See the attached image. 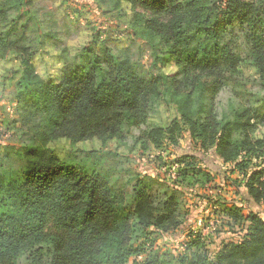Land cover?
I'll return each mask as SVG.
<instances>
[{
	"label": "trees",
	"instance_id": "16d2710c",
	"mask_svg": "<svg viewBox=\"0 0 264 264\" xmlns=\"http://www.w3.org/2000/svg\"><path fill=\"white\" fill-rule=\"evenodd\" d=\"M93 1L104 7L105 15L115 13L132 30L131 38L120 46L129 59L110 63L96 59L93 52L84 79L66 76V96L53 97L41 94L44 85L34 73L37 61L43 64L48 55L45 49L62 48L64 41L54 44L56 34L44 31L38 48L22 47L12 43L6 33L17 21L14 14L38 16L44 11L42 16H52L51 12L38 7V0H0V63L18 64L17 69L1 74L0 88L13 84L16 112L34 116L55 109L57 114L56 121L45 126V142L27 145L36 151L26 178L20 181L7 171L0 172V264H20L22 258L27 264H203L199 253L208 249L199 237L186 243L184 253L172 259L153 253L147 238L134 242L138 232L146 235L152 229L168 234L182 225L176 195L155 205L147 188L137 182L131 207H127L125 194L104 177L100 175L105 193L101 197L95 189L98 174L65 165L51 147L59 141L66 148L97 141L117 158L118 150L144 155L165 144L178 146L187 135L200 155L214 152L230 174L238 176L231 181L238 189L236 194L249 208L256 207L264 198V38L253 31L242 43L236 37L221 42L220 17L227 9L216 12L214 30L209 31L210 17L205 13L218 9L223 0L212 3L211 9L209 0H184L163 15L150 0ZM126 5L153 10V16L126 9ZM54 21L43 19L53 27ZM138 41L148 48L151 68L156 71L148 80L137 76L130 62L136 57L134 49H140ZM96 43L92 38L84 47ZM104 48L105 52L111 50ZM166 67H176V71L167 74ZM233 78L256 80L258 87L241 100L228 84ZM73 79L80 83L79 88L72 84ZM66 101L72 103L65 115L59 109ZM166 111L171 113L167 120L160 117ZM19 122L10 120L11 130ZM198 160L196 155L179 158L177 163L185 166L179 176L201 185L212 182L210 172L195 171ZM219 204L227 221L252 220L256 227L264 228L253 207L243 215V206Z\"/></svg>",
	"mask_w": 264,
	"mask_h": 264
},
{
	"label": "rangeland",
	"instance_id": "374dc122",
	"mask_svg": "<svg viewBox=\"0 0 264 264\" xmlns=\"http://www.w3.org/2000/svg\"><path fill=\"white\" fill-rule=\"evenodd\" d=\"M37 4L43 10L51 12L52 16H42L44 11L38 16L12 15L17 21L14 26L7 28L6 33L16 46L38 48L44 31L54 32L57 37L75 32L81 35L83 41H86L84 45L91 42L92 38L98 43L100 37H106L104 45L110 48L122 46L131 38L132 30L126 27L124 20L116 17L115 13L105 15L104 7H99L93 0H38ZM43 19L55 20L56 26L43 22ZM68 27H72V30H68ZM88 32H91V39H88L86 35ZM55 43L60 44L56 41ZM137 45L140 49H134V54L139 57L132 64L133 70L137 76L148 80L156 71L151 68L148 48L141 41H138ZM38 54H40L39 51L37 56ZM39 60L38 65L42 64ZM146 64L147 68H145ZM17 67L18 64L15 61H11L10 64L0 63V76L2 77L1 74L6 69H17ZM175 71L176 67L164 68L167 74ZM4 74L9 76V73ZM228 84L241 100H245L247 93L258 87V81L245 78H233ZM11 85L0 88V109H5L14 103L16 105L12 117L14 119L17 104L13 99L14 92ZM170 116L171 113L167 111L161 112L160 115L166 120ZM9 123L10 120L6 133L12 132ZM61 142L63 141L56 142L50 147L65 165L104 177L112 188L125 194L127 207H131L137 182H141L147 188L155 205H159L168 195L174 194L178 197L179 211L184 218L182 225L168 234L154 233L152 229L146 232V235L138 232V239L134 241L136 244L147 238L153 245V253L165 259L176 258L183 254L186 249L185 244L195 237H199L208 249L206 241L210 237L217 236L221 231V228H215L211 232L209 229H213L217 224L222 225V228H229L225 224L227 219L221 215L219 202H226L229 206L234 204L243 206V215H245V209L249 208L242 197L236 194L238 189L232 185L231 181L238 176L230 174L229 167L223 165L214 152L200 155L198 148L187 135H184L178 146L165 144L159 150L152 149L144 155H130L118 150L121 154L117 158H112L108 146L102 147L97 141L79 143L68 148L59 144ZM191 155H196L200 159L194 165L195 171L200 169L210 172L213 175L212 182L201 185L196 183L195 179L187 178L188 176L185 178L179 176L185 166H180L177 160ZM112 180L114 182L109 183ZM239 191L242 193L243 189ZM252 207L255 210V206L251 205L250 208ZM211 243H215V240L212 239ZM20 264H27V262L22 258Z\"/></svg>",
	"mask_w": 264,
	"mask_h": 264
},
{
	"label": "clouds",
	"instance_id": "9594fccd",
	"mask_svg": "<svg viewBox=\"0 0 264 264\" xmlns=\"http://www.w3.org/2000/svg\"><path fill=\"white\" fill-rule=\"evenodd\" d=\"M184 0H150L154 8L161 9L160 15L167 13L172 9V6L177 3H182ZM217 0H209L208 7L211 9V4ZM126 9H132L131 5H126ZM219 9H227L226 13L220 17L223 21L221 31V42L227 43L233 37L237 38V42L242 43L245 35L255 31L264 38V0H223L219 4L218 9L206 12L210 19L207 21L209 31H213L211 25L217 19L216 12ZM137 13L145 16H152L153 10H145L142 8L132 9ZM130 18V17H129ZM88 39H91V32L86 33ZM106 37H100L96 44H89L87 48L80 34L75 32L62 35L57 38L63 40L62 48L48 47L45 49L48 55L44 57V63L36 67L34 73L35 78L43 82L42 95L45 93L55 97L57 94L66 96L64 89L66 85V76L76 75L84 79V68L89 65L90 55L94 52L95 58H104L110 63L115 60L119 63L128 60L129 57L121 51L120 46L112 47L111 50L105 52L104 40ZM62 54V55H61ZM138 57H133L130 62H135ZM148 65H145L147 68ZM102 69H106L107 65H101ZM76 88L80 87V83L76 84V80H71ZM75 99V98H74ZM72 100V102L74 101ZM71 102V103H72ZM67 101L60 105V113L67 114L69 105ZM16 105L13 103L5 109H0V172L7 171L10 175L16 176L18 180L23 181L27 176V170L31 167L30 157L36 151L35 148L27 147L28 144L34 143L37 146L45 142V126L57 119L55 109L51 112L29 116L28 113H15V118L20 121L13 128L12 132L6 133L8 121L12 119ZM24 117H28L26 120ZM63 117H61L62 119ZM6 133V134H5ZM47 156V153H42ZM94 179L96 192L101 197L105 195L102 191L104 180L100 175H95ZM114 182V180L109 183ZM96 196L94 194V205ZM97 213L100 209H95ZM255 210L260 213L259 223L264 225V198L256 205ZM253 211L252 208L245 209V215ZM229 228H222V225L217 224L215 228H221L220 233L215 237H210L206 241L209 250H200L199 258L203 264H264V228L255 226L252 220L239 219L236 221H227ZM83 228L88 229V222L85 221ZM75 232V228H72ZM82 235V233H77ZM214 239L215 243H211ZM222 250V251H221ZM219 253V256H217Z\"/></svg>",
	"mask_w": 264,
	"mask_h": 264
}]
</instances>
